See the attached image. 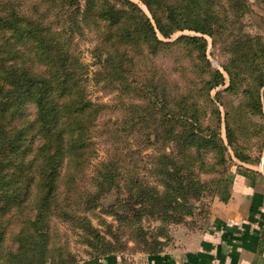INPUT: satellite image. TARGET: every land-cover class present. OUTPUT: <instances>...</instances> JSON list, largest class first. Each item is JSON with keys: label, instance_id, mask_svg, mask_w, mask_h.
<instances>
[{"label": "rangeland", "instance_id": "1", "mask_svg": "<svg viewBox=\"0 0 264 264\" xmlns=\"http://www.w3.org/2000/svg\"><path fill=\"white\" fill-rule=\"evenodd\" d=\"M111 2L124 15L135 7L143 13L134 12L135 24L127 16L122 19V30L134 24L125 38L99 18L87 0H0V9L19 10L64 38L76 76L99 111L82 171L76 166L69 176L76 180L70 183L60 174L59 194L44 205L32 229L19 235L27 220L23 215L13 218L5 229L0 264H91L114 255L147 254L164 249L176 226L199 225L213 193L205 192L195 201V213L178 224H166L161 213L153 214L158 206L148 197L150 186L163 191L159 186L165 165L160 161L174 150L171 131L185 114L200 117L203 126L219 132L228 172L246 162L239 154L254 160L264 149V88L256 79L263 64L260 59L246 61L241 55L246 48L236 44L243 32L264 42V30L258 26L261 14L252 9L256 2L248 0L250 10L240 17L237 0ZM175 10L187 27L166 36L159 26L167 29V17ZM216 11L220 21L213 19ZM205 16L212 17L211 34L191 25L204 24ZM151 28L156 39L147 37ZM182 36L201 38L205 57L195 43L178 41ZM117 43L121 46L111 49ZM229 64L236 73L234 83ZM215 70L223 81L210 90ZM175 99L188 102L176 104ZM35 116V105L25 100L13 125L27 131ZM202 178L213 188L219 175ZM37 198V191L31 192L26 215L36 212Z\"/></svg>", "mask_w": 264, "mask_h": 264}, {"label": "trees", "instance_id": "2", "mask_svg": "<svg viewBox=\"0 0 264 264\" xmlns=\"http://www.w3.org/2000/svg\"><path fill=\"white\" fill-rule=\"evenodd\" d=\"M87 1L97 16L119 31L122 38L130 33L135 24L134 12L143 15L137 7L133 9L134 12L124 15L111 0ZM238 2L235 8L240 17L250 10V6L248 0ZM172 12L167 17V29L159 26L166 36L175 28L187 27L186 21L176 14V10ZM215 14L217 17L214 15L213 19L220 21L217 11ZM125 16L134 24L131 23L130 29L122 30L120 26ZM211 19V16H205L202 19L204 24L199 21L191 25L196 31L211 34ZM147 37L156 39L152 28L151 35ZM239 37L241 41L236 44H243L246 48L244 52L241 51L246 61L260 59L263 64L256 79L258 87L264 88V42L259 35L244 32ZM63 39L44 24L22 15L19 10L0 9V248L6 235L5 229L14 217L23 215L27 220L19 235L26 233V229H32L42 217L40 211L44 205H50V201L55 200L60 187V174L69 178L66 183L74 182L77 176H69L73 175L76 166L80 171L84 167L83 160L99 111L86 96L85 86L81 85V79L74 70L73 55ZM184 40L195 43L205 57L206 45L201 43V38L182 36L178 39ZM119 46L121 44L117 43L111 49ZM234 53L235 57L239 56L238 50L234 49ZM234 64L231 62V65ZM76 65H79L77 61ZM226 68L234 83L236 73L230 64ZM222 81L223 75L215 70L209 89ZM25 100L35 105L36 116L30 124L31 129L23 132L13 123L18 116L19 104ZM187 102V99L182 102L175 99L176 104ZM262 109L264 113V107ZM171 133L174 150L164 154L160 161L165 165L164 180L159 186L163 187V191L158 186H150L148 193L151 195L148 197L158 206L152 211L153 214L161 213L166 224H178L195 213L198 209L195 201L200 200L205 192L215 196L224 189L227 193L230 181L228 167L224 163V148L219 144V132L215 128L203 126L198 116L192 118L185 114L183 123L178 121ZM209 153L215 158L214 161L210 160ZM237 157L246 162L253 161L242 154ZM211 173L219 175L213 180V188L202 178V174ZM35 191L38 194L36 205L40 204L36 206V212L34 210L32 215H26L25 204L31 192ZM144 194L147 195L146 192ZM147 234L143 232L141 235L144 237ZM159 251L161 248L150 254Z\"/></svg>", "mask_w": 264, "mask_h": 264}, {"label": "crops", "instance_id": "3", "mask_svg": "<svg viewBox=\"0 0 264 264\" xmlns=\"http://www.w3.org/2000/svg\"><path fill=\"white\" fill-rule=\"evenodd\" d=\"M252 1L264 30V0ZM228 178L227 193L222 189L211 199L199 225L176 226L161 251L91 264H264V149L253 161L231 168Z\"/></svg>", "mask_w": 264, "mask_h": 264}]
</instances>
